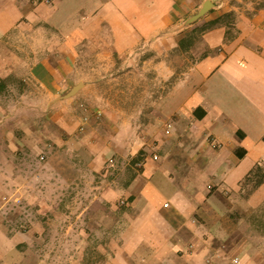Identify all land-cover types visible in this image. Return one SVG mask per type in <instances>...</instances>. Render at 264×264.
Instances as JSON below:
<instances>
[{"label":"crops","instance_id":"obj_1","mask_svg":"<svg viewBox=\"0 0 264 264\" xmlns=\"http://www.w3.org/2000/svg\"><path fill=\"white\" fill-rule=\"evenodd\" d=\"M199 1L0 0V264H60L44 252L43 232L53 229L39 225L38 211H30L25 225L8 209L13 200L46 202L37 192L38 179L23 176L32 169L27 155L40 137L35 118L28 126L21 114L35 112L37 98L30 90L42 87L56 101L70 98L62 95L81 82H71V76L77 69L85 73L80 59L87 58L124 59L131 73L129 66L142 52L158 58L150 65L153 72H172L165 58ZM188 53L194 63L186 79L155 105L153 115L164 126L152 132L155 144L140 171L123 185L94 192L98 206L93 215L86 213L90 222L78 232L66 226V234L78 239V258L66 264H82L92 234L100 240L91 246L94 264H231V256L239 264H264L263 248H252L241 236L232 243L227 236L241 230V219L233 225L232 210L264 200V181L248 198L240 196L252 170L264 168V33L225 43L224 29L216 27L201 34ZM12 82L19 87L8 98L3 91L14 90ZM76 104L66 101V121L68 140L78 147ZM86 164V169L97 165L92 158ZM121 201L125 204L118 205ZM44 214L47 220L55 217L50 209ZM69 244L75 248V241Z\"/></svg>","mask_w":264,"mask_h":264},{"label":"rangeland","instance_id":"obj_2","mask_svg":"<svg viewBox=\"0 0 264 264\" xmlns=\"http://www.w3.org/2000/svg\"><path fill=\"white\" fill-rule=\"evenodd\" d=\"M204 2L210 3L208 10L195 21L183 25L198 12ZM225 14H230L229 21L235 25L229 29L222 27L225 38L231 42L248 34H253L256 38L263 36L264 0H201L197 10L185 16L180 24L183 26L178 27V30H182L180 34L181 39H184L183 45L179 46L177 43L165 58L172 72L168 74L153 72L155 70L150 68V65L153 67L154 60L158 58L152 59L147 53L142 52L129 66L133 69L131 73H127L124 59L87 58L80 59V62L85 63V73L77 69L71 76V82L81 81L78 93L68 99L65 98L63 102L54 100L52 93L42 87L30 90L37 98V105L31 106L35 112L32 116L27 112L21 114L24 119L29 120L26 121L28 126L31 117L35 118L40 137L38 147L31 152L32 156L27 155V161L32 169L26 170L23 176L38 179L37 192L46 199V202L32 205L24 199L21 202L13 200L8 209L15 214V221H24L25 225L29 224L30 211H38L39 225L49 231L53 229V232L48 234L43 232V236L48 238V249L44 252H49L56 261H60V264L78 258L76 249L78 239L74 240L66 234V226L73 227L78 232L79 227H84L90 222L87 218L88 213L93 215L91 211L98 206L93 198L94 192L100 190L103 185L115 183L123 185L140 171L144 157L155 144L153 139L151 141L152 132L164 126L153 115L157 110L155 105L162 97L174 93L175 84L181 78L183 81L186 79V73L194 63V58L188 53V42L198 36L202 27L211 25L213 20H218ZM150 54L152 56L153 53ZM149 69L151 72H148ZM10 86L13 89L19 87L15 82ZM9 90L6 87L3 91L8 98L16 89ZM66 101H78V105L76 104L72 111L74 119L80 121L79 124H73V133L81 132L82 142L78 143V147L68 140ZM27 107L30 109L29 105ZM77 136L76 139L80 140ZM154 154L155 151L150 154L152 159ZM90 158L97 164L94 169H86V162ZM261 169L263 172L259 173L264 177V168ZM257 179L258 177H255L242 187L241 198L248 196L252 188L256 189ZM123 204L124 201L118 202V205ZM46 209L55 214L51 220L46 219L44 214ZM82 209H85L84 216H78ZM64 211L70 214L63 218L60 214ZM232 211L233 225L241 219V230L234 229V232L230 230L232 226L229 224L231 232H228L227 236H230L232 243L241 236L240 241L245 239L252 243V248L254 246L263 248L264 253V200L254 207ZM243 225L245 228H242ZM73 236L77 238L78 234ZM72 241H75V248L69 244ZM85 241L88 247L84 251L82 264H94L97 255L91 246L100 240L92 234L88 235ZM231 258L234 256L229 257V262Z\"/></svg>","mask_w":264,"mask_h":264},{"label":"trees","instance_id":"obj_3","mask_svg":"<svg viewBox=\"0 0 264 264\" xmlns=\"http://www.w3.org/2000/svg\"><path fill=\"white\" fill-rule=\"evenodd\" d=\"M229 18H230V14H225L224 16H221L218 20H217V19L213 20V21L211 22V25L209 24L208 26H204V27H202V28L200 29V32H199L198 36L195 37V38H193L192 40H190V41L188 42L189 47H190V46H191V45L197 40V38H198L201 34H203V33L206 32V31H209V30H211V29H213V28H216V27H224V28H226V29L233 28L235 25H234V23H232V21H229ZM224 41H225V42H231L230 39L225 38V36H224ZM183 43H184V39H181V40H179L178 45L181 46V45H183ZM259 172H263V171H262V169H261L260 166H256V167L252 170V172L250 173V175L246 178V180L243 182L242 187L246 186L247 183H250L251 181H253L255 177H258V179H257V181H256V184H255V187L257 188V187H258V186L264 181V177H261V174H260ZM242 187H241L240 195H241V193H242V191H243V190H242ZM254 190H255V188H254V189L252 188V190L250 191L249 194H251ZM249 194H248V196L245 195L243 198H247V197H249ZM246 196H247V197H246ZM233 219H235V218H233ZM237 219H238V218H237V216H236L235 221H236Z\"/></svg>","mask_w":264,"mask_h":264},{"label":"water","instance_id":"obj_4","mask_svg":"<svg viewBox=\"0 0 264 264\" xmlns=\"http://www.w3.org/2000/svg\"><path fill=\"white\" fill-rule=\"evenodd\" d=\"M210 7V3L209 2H204L201 6V8L198 10V12L193 15L192 17H190L187 21L184 22L183 25L185 24H189L190 22H193L195 21L196 19H198L199 17H201L207 10L208 8ZM183 25H180V28L183 26ZM80 87V83H78L77 85L75 86H72L70 87L68 90H66L62 97L63 98H67L69 96H71V94H73L75 91H77V89Z\"/></svg>","mask_w":264,"mask_h":264},{"label":"built area","instance_id":"obj_5","mask_svg":"<svg viewBox=\"0 0 264 264\" xmlns=\"http://www.w3.org/2000/svg\"><path fill=\"white\" fill-rule=\"evenodd\" d=\"M154 158H156V156H154ZM215 264H219V262H216ZM231 264H239V260L237 257H234L232 260H231Z\"/></svg>","mask_w":264,"mask_h":264}]
</instances>
